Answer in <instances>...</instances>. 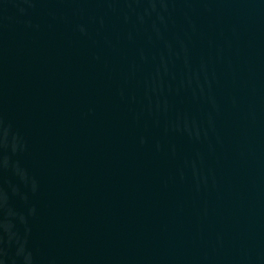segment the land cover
I'll use <instances>...</instances> for the list:
<instances>
[{"label":"water","instance_id":"obj_1","mask_svg":"<svg viewBox=\"0 0 264 264\" xmlns=\"http://www.w3.org/2000/svg\"><path fill=\"white\" fill-rule=\"evenodd\" d=\"M0 264H264V0H0Z\"/></svg>","mask_w":264,"mask_h":264}]
</instances>
